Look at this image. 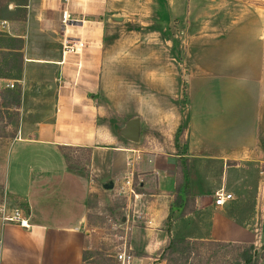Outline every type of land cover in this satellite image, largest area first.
Here are the masks:
<instances>
[{
    "label": "crops",
    "instance_id": "0c3cea01",
    "mask_svg": "<svg viewBox=\"0 0 264 264\" xmlns=\"http://www.w3.org/2000/svg\"><path fill=\"white\" fill-rule=\"evenodd\" d=\"M151 1L157 2H2L0 33L14 40L7 41L11 47L21 43L22 69L19 79L0 76V110L4 107L18 116L16 136H0V167L5 143L0 195L3 190L6 198L26 205L29 226L0 223V264H44L56 247L65 264H84L82 253L93 248L95 240L87 226L90 195L111 191L104 184L111 181L114 188L134 175L139 178L138 198L127 196L125 202L129 212L125 225L142 238V243L127 246L134 264H164L153 252L169 236L239 242L232 237L234 230L212 236L203 234L202 227L210 208L213 215L223 217L239 202L227 190L225 177L219 181L213 177L215 163L227 169L239 168L241 161L264 162V0H242L244 7L219 11L224 19L232 16L225 29L232 32L229 57L196 59L192 43H185L181 51L169 36L168 65L174 69L168 72L166 60L158 56L147 64L152 68L146 72L142 58H114L108 27L125 18L128 4H138L133 16L149 17L145 2ZM73 39L80 45L65 48V41ZM202 45L199 51H205ZM223 50L215 52L222 55ZM114 82L121 83L120 89L112 88ZM142 83L152 90L144 91ZM5 89H19L18 106L10 95H2ZM182 95L187 100L184 108L178 103ZM108 113L115 123L138 116L139 142L116 135ZM242 145L255 152L241 157ZM66 147L86 151V170L68 165L62 153ZM181 157L188 163L187 206L193 210L173 220L167 230L170 204L182 183ZM221 188L233 196L226 207L229 200L214 205V193ZM196 217L199 228L189 223Z\"/></svg>",
    "mask_w": 264,
    "mask_h": 264
},
{
    "label": "rangeland",
    "instance_id": "374dc122",
    "mask_svg": "<svg viewBox=\"0 0 264 264\" xmlns=\"http://www.w3.org/2000/svg\"><path fill=\"white\" fill-rule=\"evenodd\" d=\"M3 1L5 0H0L1 4ZM137 5L128 4L124 11L125 18L120 19L119 23L112 21L108 27V35L111 36L110 40L114 44V58H142L145 61L147 72L152 68L147 64L150 65L151 60L157 59L156 57L160 56L166 60L167 66L165 67L168 72H171L174 67L168 65V63H170L169 59L172 54H170V49L165 43V41L168 42L169 36L174 38L176 47L181 51L184 50L185 43L187 46L189 43H192L194 46L192 54L194 58L197 57L196 59L201 56L217 60L229 57L231 55L229 48L232 43V32H230L231 30L226 32L225 29L232 20V16L230 14L224 19V13L220 12L244 7L245 4H243L242 0H157V2H145V9L148 11L149 17L142 19H140V16H133V11H135L134 13H138V10H136ZM150 13L154 14L150 15ZM124 19L126 21H128L127 19H132V21L126 22ZM141 22L144 24H140ZM185 27L188 28L187 31H185ZM127 31L132 32L127 33ZM184 31L189 35H186ZM190 36L192 37L191 40L189 39ZM206 40L207 43L204 44ZM201 44H203L201 48L206 52L197 49ZM136 46L137 48H135ZM218 49H224L225 53L222 55L216 54L215 51ZM179 56L178 54L175 58ZM120 84L114 82L112 83V88L116 89V86H119L118 89H120ZM142 84L144 91L152 90V88L148 87L147 83ZM186 102L187 100L184 95L178 98V103L182 108L185 107ZM108 111L112 113L110 110ZM8 113L4 107L0 110V136L13 139L17 134L18 116L13 114L14 112L12 114ZM110 113H108L106 119L113 120V125L122 122L117 121L115 123L117 119H114L115 117ZM101 122H104V120L99 121V123ZM182 133L183 130L181 128L178 129L176 137L179 138ZM143 134V141L146 142L145 131ZM2 143L1 181L4 175L3 153L5 151L3 147L5 143ZM241 148V157H244L243 155L247 157L255 152V148L249 147V145H242ZM65 152L70 159L71 168L87 169L86 151H83V149H67ZM239 164V168L230 167L222 169L219 163H215L213 177L216 181H219L221 178L224 180L225 177L227 190L233 192V199L240 203L238 202L236 206L225 210L223 217L219 213L213 215L211 213L213 210L210 208L207 220H205L206 226L202 227L203 234L212 236H219L217 235L218 233L233 232L234 230L235 235L232 237L235 240L238 239L239 242L230 241L225 244L211 246L203 244L188 245L187 247L179 246L175 249L177 251L175 255H173L174 253L169 255L171 259L168 260V264H242L248 256L253 255L256 249L263 246L264 162L241 161ZM128 177H131L135 192L139 191V178L136 175ZM125 179L126 177L123 178V181ZM122 182H118L111 191L99 190V194L90 195V213L88 216L90 225L87 226H90V229L95 234V240L93 241L94 247L86 250L84 264H119L117 254L120 251L125 250L128 252L127 246L132 241L134 244H137V242L142 243L141 235L133 233L135 228L130 229L125 225L129 215L128 210L125 209L127 196L118 194L117 192ZM1 187L3 188V186ZM2 191L0 195L1 205L10 209L15 207L20 208L19 203L13 199L14 197L6 198ZM211 195L209 194L208 196L210 200L213 199ZM230 201L225 204V207L228 203L231 204ZM123 215L126 217L124 223L121 222ZM199 221L200 218L196 217L190 220L189 223H193L199 228ZM219 223L225 224H223L224 226H219ZM164 245L162 244L153 253L155 256H158L159 261L165 264L160 259V256L163 255L162 249ZM56 249L54 253L52 252L54 255H49L48 262L46 263L45 261L44 264H65L62 252L58 247ZM261 255L258 263L264 264V250ZM51 256L52 258H50Z\"/></svg>",
    "mask_w": 264,
    "mask_h": 264
},
{
    "label": "trees",
    "instance_id": "16d2710c",
    "mask_svg": "<svg viewBox=\"0 0 264 264\" xmlns=\"http://www.w3.org/2000/svg\"><path fill=\"white\" fill-rule=\"evenodd\" d=\"M2 4L0 2V11H1ZM8 40H12L11 38H7L6 36L2 35L0 33V49L6 48V49H14L15 52L12 54L5 53L7 51H0V76L1 77H10V76H16V79H19L21 76V69H22V55L20 53L21 43L16 44L14 46H10V44L7 43ZM3 96L10 95L11 96V102H16L15 104L18 106L19 104V98H20V91L18 90H9L5 89L1 92ZM8 106V103L6 107ZM67 149H73V148H63L62 153L66 157V161L68 165L70 166V159L68 155L66 154ZM180 170L182 175V183L180 187L178 188V193L173 200V202L170 204L169 213L166 218L165 226L167 230L169 229L171 222L175 220L176 218H179L183 215H185L188 212H191L192 210L188 209L187 201L190 200V181H189V170H188V163L187 159L185 157L180 158ZM19 206L23 210H27L26 205L19 203ZM227 242H221V241H199V240H190V239H183V238H173L171 236L168 237L165 245L163 246V255L160 256V259L165 262V264H168V260L171 259L169 256L171 253H177L175 250L179 246H185L188 245H194V244H203L206 246L211 245H220L225 244ZM264 250V244L259 249H256L253 252V255L248 256L247 259L243 261L242 264H259L258 259L261 257V253ZM86 253V250L83 251L82 257L84 258V255ZM168 253V256H167ZM209 261V258H208Z\"/></svg>",
    "mask_w": 264,
    "mask_h": 264
},
{
    "label": "built area",
    "instance_id": "2783aa9c",
    "mask_svg": "<svg viewBox=\"0 0 264 264\" xmlns=\"http://www.w3.org/2000/svg\"><path fill=\"white\" fill-rule=\"evenodd\" d=\"M64 44L65 48L75 50V46L79 44V42L73 39L66 40ZM10 86L13 87V84H10ZM117 192L124 196H132L135 199L138 198V194L133 188L131 177H127L125 181L122 182L121 186L117 189ZM232 198L233 196L231 193L226 192L221 188L214 193V205L220 207ZM2 206L3 208H1ZM9 209L10 208H6L4 205L0 204V223H14L25 228L29 226L25 210L17 207ZM117 260L119 261V264H134V257L125 250L120 251L117 254Z\"/></svg>",
    "mask_w": 264,
    "mask_h": 264
},
{
    "label": "water",
    "instance_id": "95a60500",
    "mask_svg": "<svg viewBox=\"0 0 264 264\" xmlns=\"http://www.w3.org/2000/svg\"><path fill=\"white\" fill-rule=\"evenodd\" d=\"M114 133L126 140L137 143L140 140V118L133 117L121 123L113 125ZM105 189H112L113 183L110 181L103 186ZM126 217L123 215L121 222L124 223Z\"/></svg>",
    "mask_w": 264,
    "mask_h": 264
}]
</instances>
